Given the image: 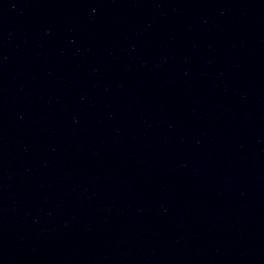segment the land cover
Wrapping results in <instances>:
<instances>
[{"label": "water", "instance_id": "water-1", "mask_svg": "<svg viewBox=\"0 0 264 264\" xmlns=\"http://www.w3.org/2000/svg\"><path fill=\"white\" fill-rule=\"evenodd\" d=\"M0 264H264V0H0Z\"/></svg>", "mask_w": 264, "mask_h": 264}]
</instances>
